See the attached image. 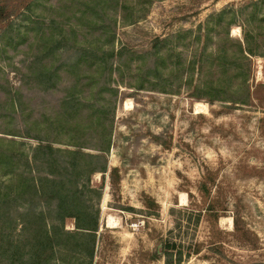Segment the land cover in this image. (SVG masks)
Returning a JSON list of instances; mask_svg holds the SVG:
<instances>
[{"label":"rangeland","instance_id":"obj_1","mask_svg":"<svg viewBox=\"0 0 264 264\" xmlns=\"http://www.w3.org/2000/svg\"><path fill=\"white\" fill-rule=\"evenodd\" d=\"M4 1L16 11L14 19L33 15L25 10L31 0ZM39 1L32 16L39 21L62 22L71 15L70 0ZM122 1L128 9L119 11L116 25L115 14L108 15L113 47L143 53L159 40L160 51L170 54L167 75L178 59L186 63L194 53L216 51L218 37L225 33L223 27L207 33L211 17L259 0ZM41 5H48L51 14L42 13ZM243 19L229 27L232 39L242 40ZM4 26L0 23V30ZM3 45L0 67L20 65L26 43L0 42L1 49ZM173 76L172 86H166L170 90L161 92L163 82L150 75L142 90H134L113 72L111 85L123 98L114 110L107 170L90 177V186L102 194L94 202L98 228L89 264H166L167 259L171 264H264V56L250 57L247 104L197 100L191 95L197 72L191 86H179L176 70ZM6 79L11 87L19 83L13 72ZM137 79L140 72L129 81ZM0 84L1 101L7 86L3 78ZM60 95L59 90L48 97L33 91L32 104L42 108L44 99L52 107ZM3 126L1 119L0 131ZM24 142L26 148L36 144ZM115 169L116 174L111 172ZM203 182L208 198L200 188ZM210 200L220 214L217 221L206 210ZM64 228L74 229L73 221L66 220Z\"/></svg>","mask_w":264,"mask_h":264},{"label":"trees","instance_id":"obj_2","mask_svg":"<svg viewBox=\"0 0 264 264\" xmlns=\"http://www.w3.org/2000/svg\"><path fill=\"white\" fill-rule=\"evenodd\" d=\"M39 2L31 0L25 10L34 15ZM5 5L0 0V23L6 22L0 42L10 45V40H23L26 48L21 50L20 65L0 67V78L7 86L0 101L4 123L0 131V264H89L98 228L94 202L102 194L90 186V177L107 170L114 110L123 98L119 88L111 85L113 72L117 81L134 90H142L150 75L154 82H163L160 90L165 92L173 84L174 70L180 74L179 86H191L196 71L193 98L247 104L250 57L264 56V31H260L264 0L211 17L213 25H207V33H219L222 27L225 33L218 37L216 51L194 53L186 63L178 59L167 75L164 69L170 54L160 51L159 40L143 53L113 47L108 15L115 14L116 25L119 11L128 9L122 0H70L71 15L62 22L39 21L26 13L14 19L16 11ZM41 6L42 13L51 14L48 5ZM241 17L243 38L232 39L229 27ZM247 25L252 27L246 29ZM11 72L19 82L15 87L6 79ZM139 72L141 79L129 81ZM125 76H129L126 81ZM58 90L56 105L50 107L44 99L42 108L32 104L33 91L48 97ZM25 140L36 144L26 148ZM111 172L116 174V169ZM200 188L208 198L206 183ZM206 207L211 220L217 221L220 214L211 200ZM68 219L73 221L72 230L64 228ZM171 263L167 259L166 264Z\"/></svg>","mask_w":264,"mask_h":264},{"label":"bare ground","instance_id":"obj_3","mask_svg":"<svg viewBox=\"0 0 264 264\" xmlns=\"http://www.w3.org/2000/svg\"><path fill=\"white\" fill-rule=\"evenodd\" d=\"M108 222H109V223H112L111 219H108Z\"/></svg>","mask_w":264,"mask_h":264}]
</instances>
